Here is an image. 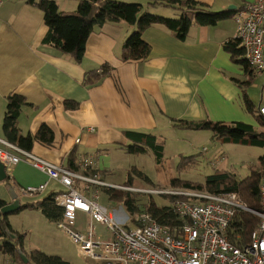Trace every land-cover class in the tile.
<instances>
[{
  "label": "crops",
  "instance_id": "1",
  "mask_svg": "<svg viewBox=\"0 0 264 264\" xmlns=\"http://www.w3.org/2000/svg\"><path fill=\"white\" fill-rule=\"evenodd\" d=\"M54 1L61 11L73 12L81 0ZM181 1L184 8L188 0ZM195 1L210 10L231 11L233 15L213 26L195 24L185 40L163 27H150L144 40L150 44L151 54L141 61L121 58L122 46L135 31L134 27L125 22L95 27L87 41L85 57L77 63L43 43L47 33L43 11L27 0H0V138L6 139L3 121L8 97L21 95L27 105L17 121L20 134L35 135L44 125L53 133L50 144L34 140L28 150L31 154L64 169H69L68 157L74 154L79 172L98 171L94 175L109 187H125L108 180L109 173L127 167L124 162L132 163V155L124 148L133 142L126 138L125 131L160 136L174 127L173 120H211L223 125L242 121L263 131L255 114L264 105V72L259 76L263 97L257 107L246 88L257 84L259 77L255 79L251 69L246 71L234 62L225 49V43L235 33L234 14L242 0ZM142 4L143 13H154L159 8L181 11L163 1H157L156 6L146 1ZM190 17L193 19L194 15ZM103 65L110 67L109 74L86 84L87 74L101 72ZM244 82L250 85L245 86ZM247 101L252 104L253 113L248 110ZM199 132H188L186 136L191 138ZM86 160L92 164L85 171ZM6 172L10 179L0 181V199L7 205L12 202L10 189L18 194L21 205L28 206L68 190L27 162L10 166ZM170 177L160 175L157 184L170 185L173 180ZM43 184L46 187L40 193H19L20 188ZM80 187L78 182L76 188ZM99 190L101 195L103 187ZM80 192L86 194L84 186ZM28 206L9 214L13 230L26 233L18 221L22 214L37 219L44 216L40 210ZM111 212L119 222H124L129 213Z\"/></svg>",
  "mask_w": 264,
  "mask_h": 264
},
{
  "label": "trees",
  "instance_id": "2",
  "mask_svg": "<svg viewBox=\"0 0 264 264\" xmlns=\"http://www.w3.org/2000/svg\"><path fill=\"white\" fill-rule=\"evenodd\" d=\"M142 1H146L148 5L152 6H156L157 1H163L168 6L179 7L181 11L175 18H167L150 12L143 13ZM27 3L38 7L44 13L47 33L43 39V43L56 48L74 59L77 63L83 61L87 41L95 27H103L108 23L118 22H125L134 27L135 31L122 46L121 58L124 61H141L147 59L151 54V46L144 40V33L148 28L160 26L168 31L175 32L177 38L185 40L189 30L195 24L213 26L233 15L231 11L220 12L210 10L203 3L195 0L186 1L184 8L181 6V0H135L133 2H125L123 0H81L73 12L61 11L54 0H27ZM191 14L194 15L193 19L190 17ZM225 49L231 54L234 62L241 64L246 68V71H249L250 68L244 59V48L240 41L235 39L228 40L225 43ZM110 70L108 65H103L101 72H97L96 70L90 71L87 74L86 84H92L102 76L108 75ZM244 85L249 86L250 82H244ZM26 105V99L21 95L12 94L8 97L3 121V132L6 139L17 143L21 148L23 147L28 151L34 140L47 144L52 143L53 133L51 129L44 125L35 135L23 136L20 134L17 121ZM246 106L248 110L252 111L250 101H247ZM256 113L255 118L263 127V131H258L256 127L242 121L223 125L211 120L188 122L173 120V126L193 131L207 130L217 140L264 148V118L260 115L259 109ZM125 136L133 142L132 145L124 148L128 154L136 155L151 150L158 163L163 161L164 146L163 142L159 141L161 139L160 136L151 132L131 130L125 131ZM196 162L197 155L185 156L182 154L177 171L180 172L192 167ZM68 165L70 170L80 171L79 166L76 164V155H69ZM89 172L86 171V174L94 175L98 171ZM132 173L138 174L147 182L152 183V180L148 176L134 167L129 173V179L124 185L125 187H130L133 180ZM263 174L264 156L261 161V166L258 169H252V173L240 181L232 173L226 170L216 169L206 177L204 183L190 182L176 178L171 181L170 185L172 186L171 188L174 187L176 189H186L213 195L234 192L237 193L241 202L247 208L254 211H261L260 185ZM9 179L10 177L7 178L6 182ZM108 192L111 194V198L123 202L130 214L137 210L135 199L130 192L113 189H109ZM54 197L55 195L49 196L29 206L22 205L21 209L27 208V206L38 209L49 221L58 222L62 218L63 211L56 205ZM6 205L7 203L0 199V254L9 255L11 260L14 259L15 262L21 264H69V262L58 256H50L39 250L27 254L29 262L25 263L21 257L20 249L26 253L24 251L26 233L13 230L9 223V214L2 212ZM145 206V209L154 215L159 223L171 225L179 223L171 207H161L153 200H150ZM259 222L260 218L257 215L239 209L228 229V235L232 241L246 243L249 241L254 229L258 227ZM7 230L16 234L17 238L10 239ZM238 236L240 237L239 239L237 238Z\"/></svg>",
  "mask_w": 264,
  "mask_h": 264
},
{
  "label": "built area",
  "instance_id": "3",
  "mask_svg": "<svg viewBox=\"0 0 264 264\" xmlns=\"http://www.w3.org/2000/svg\"><path fill=\"white\" fill-rule=\"evenodd\" d=\"M235 21L233 39L243 46L253 77H259L264 72V0H242ZM259 113L264 118V106L260 107ZM1 142L5 147H0V161L9 165L27 162L68 189L55 195V203L63 211L57 226L92 261L99 264H264V174L260 185L261 211L247 208L234 192L213 195L175 189L173 193L171 188L145 190L119 186V189L130 192L176 195L170 207L179 223L161 224L146 209L127 214L126 220L119 222L113 212H107L99 203L96 189L108 185L96 175L87 176L58 167L18 145ZM206 149L203 151L208 152ZM222 153L219 151L210 157L211 163H216ZM91 164L86 160L83 169L86 171ZM77 181L88 182L95 187L90 189L91 193L84 187V194L75 188ZM45 187L46 184L38 188H20L19 193L33 195ZM239 209L260 218L258 227L246 243L232 241L228 235ZM79 214L85 215L84 224L78 223ZM128 224L133 227H127ZM101 226L110 231L107 238L98 234Z\"/></svg>",
  "mask_w": 264,
  "mask_h": 264
},
{
  "label": "rangeland",
  "instance_id": "4",
  "mask_svg": "<svg viewBox=\"0 0 264 264\" xmlns=\"http://www.w3.org/2000/svg\"><path fill=\"white\" fill-rule=\"evenodd\" d=\"M154 13L167 18H175L179 14L176 9L162 8L157 9L154 11ZM257 78L258 77L255 79ZM261 79L262 78L259 77L257 84L254 83L252 86L246 88L257 107L260 104L261 97H263L258 84ZM188 132L195 133L197 131L194 132L193 130L169 127L168 131H164V133L160 135L161 139L159 141L163 142L164 146V157L161 163L156 161L154 153L151 150H147L136 155L131 154L132 163H128V161L124 162V165L127 167H123L118 171H114V173H109L108 180L121 185L126 184L129 179L130 171L136 167L138 170L148 176L152 180V183L147 182L138 174L132 173L133 180L130 185L132 188L145 190H169V188L172 186L168 185L165 187V185L157 184V178L160 175H171L170 180L178 178L190 182L204 183L206 177L209 174H211L214 170L219 169L232 173L235 178L240 181L249 176L252 173V169H258V167L261 166V161L264 156V148L262 147L247 146L232 142H224L223 140H217L213 138L212 133L207 130H201L199 134L191 138L186 136V133ZM205 147L207 148L206 150H208V152L203 151ZM217 151H221L223 153L218 159H216V163H211L209 158L216 154ZM182 154L185 156L197 155V162L193 164L192 167L178 172L177 166L180 162ZM78 182L81 184V187L79 188L80 191H82L84 186L89 189L88 193H90V189L95 187L90 186L88 182L82 181V183L77 181V183ZM118 187L119 186L115 185H111V187L108 188L103 186L101 195H99V203L107 212L118 211L120 213L127 214L128 212L125 209V204L111 198V194L108 192L109 189L123 190L118 189ZM104 188L106 190H104ZM171 189L174 193L176 188L173 187ZM96 190H98L100 193L99 189ZM40 191L41 190L38 192ZM130 193L135 199L137 212L143 211L146 208L145 205L150 200H153L161 207H170L172 204L171 199L174 200V198L177 197L176 195H170L169 193L167 194L168 196L156 195L154 192L145 193L134 191ZM22 200L25 201V198ZM85 218L86 217L84 214H79L78 223L83 224ZM18 219L23 230L26 232V238L24 241V251H26V253H24L26 255L32 251L39 250L50 256H58L69 262V264H99L84 256L80 251L79 245L71 241L66 236V234L58 228L56 222L49 221L45 216H40V218L37 219L34 217L28 218L24 214L18 216ZM127 227L132 228L133 226L128 224ZM98 234L100 237L107 238L110 235V231L106 227L101 226L98 228ZM0 264L21 263L15 262L13 260L11 261V257L9 255L0 254Z\"/></svg>",
  "mask_w": 264,
  "mask_h": 264
},
{
  "label": "water",
  "instance_id": "5",
  "mask_svg": "<svg viewBox=\"0 0 264 264\" xmlns=\"http://www.w3.org/2000/svg\"><path fill=\"white\" fill-rule=\"evenodd\" d=\"M8 177L6 173V167L4 166L3 163L0 162V181L6 180ZM10 197L12 202L5 206L2 210L4 214H10V213H15L16 211L20 210L22 205H21V199L19 198L18 194L15 192L14 189H10ZM8 236L10 239H16L17 235L12 233L10 230H7ZM20 254L22 259L24 260L25 263L29 262V258L27 255L20 250Z\"/></svg>",
  "mask_w": 264,
  "mask_h": 264
},
{
  "label": "bare ground",
  "instance_id": "6",
  "mask_svg": "<svg viewBox=\"0 0 264 264\" xmlns=\"http://www.w3.org/2000/svg\"><path fill=\"white\" fill-rule=\"evenodd\" d=\"M236 13H237V10H236V12H235V14H234V21H235V16H236ZM235 25H236V21H235ZM245 52V51H244ZM245 55V54H244ZM244 59H245V57H244ZM246 61V60H245ZM263 73H261L259 76H261ZM254 78H256V77H254ZM262 106H264V105H261L260 107H262ZM260 109V108H259ZM0 140H2V141H5V142H7V143H9V144H11V145H13V146H17V143H14V142H12V141H7L6 139H3V138H0ZM19 146V145H18ZM0 147H5V144L3 143V142H1L0 143ZM217 152H219V151H217ZM1 163H3L4 164V166L6 167V169L8 168V167H10V166H14V165H9V164H6V163H4V162H2V161H0ZM7 173V172H6ZM98 179H100L99 177H98ZM102 181V180H101ZM119 189V188H118Z\"/></svg>",
  "mask_w": 264,
  "mask_h": 264
},
{
  "label": "flooded vegetation",
  "instance_id": "7",
  "mask_svg": "<svg viewBox=\"0 0 264 264\" xmlns=\"http://www.w3.org/2000/svg\"><path fill=\"white\" fill-rule=\"evenodd\" d=\"M57 223V222H56Z\"/></svg>",
  "mask_w": 264,
  "mask_h": 264
}]
</instances>
